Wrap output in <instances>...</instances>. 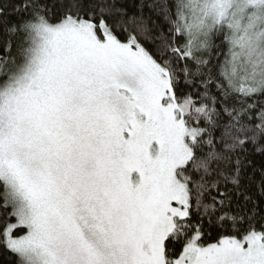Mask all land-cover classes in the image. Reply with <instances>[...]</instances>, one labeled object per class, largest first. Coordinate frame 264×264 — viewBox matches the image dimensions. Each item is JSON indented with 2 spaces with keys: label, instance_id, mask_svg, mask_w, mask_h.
<instances>
[{
  "label": "snow or ice",
  "instance_id": "obj_1",
  "mask_svg": "<svg viewBox=\"0 0 264 264\" xmlns=\"http://www.w3.org/2000/svg\"><path fill=\"white\" fill-rule=\"evenodd\" d=\"M0 28L16 264H264V0H0Z\"/></svg>",
  "mask_w": 264,
  "mask_h": 264
},
{
  "label": "trees",
  "instance_id": "obj_2",
  "mask_svg": "<svg viewBox=\"0 0 264 264\" xmlns=\"http://www.w3.org/2000/svg\"><path fill=\"white\" fill-rule=\"evenodd\" d=\"M5 3L8 4V11H10L13 0H4ZM5 19L14 20L16 17L6 15ZM3 32L2 28H0V41L3 40ZM219 44V40L216 41ZM226 46L222 49H215L213 54V62L218 63L219 61H223L224 56L221 54L219 57L215 55L216 51L224 52L226 51ZM251 165L247 167L245 171V183L248 185L250 193H255L256 196L254 198L259 197V188L257 185L261 180V173L264 172V154L255 153L250 156ZM9 222H15L14 218H12ZM4 226V218L0 216V228ZM23 232H17L16 234H20ZM211 242V241H209ZM0 264H16V257L6 250L4 247L0 246Z\"/></svg>",
  "mask_w": 264,
  "mask_h": 264
},
{
  "label": "rangeland",
  "instance_id": "obj_3",
  "mask_svg": "<svg viewBox=\"0 0 264 264\" xmlns=\"http://www.w3.org/2000/svg\"><path fill=\"white\" fill-rule=\"evenodd\" d=\"M14 223V222H13ZM23 233H20V234H18V235H22Z\"/></svg>",
  "mask_w": 264,
  "mask_h": 264
}]
</instances>
